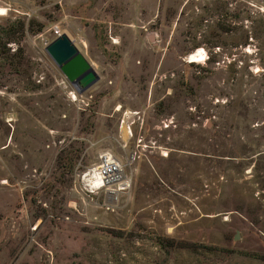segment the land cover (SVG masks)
I'll return each mask as SVG.
<instances>
[{
    "label": "rangeland",
    "instance_id": "obj_1",
    "mask_svg": "<svg viewBox=\"0 0 264 264\" xmlns=\"http://www.w3.org/2000/svg\"><path fill=\"white\" fill-rule=\"evenodd\" d=\"M19 20L0 264H264V0H0V31ZM54 27L100 76L83 94L47 52ZM103 153L116 197L84 185Z\"/></svg>",
    "mask_w": 264,
    "mask_h": 264
},
{
    "label": "water",
    "instance_id": "obj_2",
    "mask_svg": "<svg viewBox=\"0 0 264 264\" xmlns=\"http://www.w3.org/2000/svg\"><path fill=\"white\" fill-rule=\"evenodd\" d=\"M47 52L79 94L99 82V74L67 34L52 41Z\"/></svg>",
    "mask_w": 264,
    "mask_h": 264
},
{
    "label": "built area",
    "instance_id": "obj_3",
    "mask_svg": "<svg viewBox=\"0 0 264 264\" xmlns=\"http://www.w3.org/2000/svg\"><path fill=\"white\" fill-rule=\"evenodd\" d=\"M52 30L56 36H61L58 27H54ZM71 95L76 99V93L73 92ZM99 161L100 164L96 167L97 169H91L83 177L87 192L95 194L113 184L119 185L118 190H120V185L124 184L126 181L124 178H121L117 172L119 163H117L114 157L109 153L101 154Z\"/></svg>",
    "mask_w": 264,
    "mask_h": 264
},
{
    "label": "trees",
    "instance_id": "obj_4",
    "mask_svg": "<svg viewBox=\"0 0 264 264\" xmlns=\"http://www.w3.org/2000/svg\"><path fill=\"white\" fill-rule=\"evenodd\" d=\"M26 22L23 20L15 21L14 23L8 25L4 29L0 31V60L6 61V64H9L12 67L21 66L23 57V50L19 47L16 50L15 54H11V49L8 48V45L11 43H18L19 38H17L18 34L25 35L26 30ZM43 30V25H39L38 29L33 31L34 33L41 32ZM19 44V43H18ZM173 242V241H172ZM158 244L162 247H165V241L159 240ZM172 247V245H171ZM186 250V247L180 248Z\"/></svg>",
    "mask_w": 264,
    "mask_h": 264
},
{
    "label": "bare ground",
    "instance_id": "obj_5",
    "mask_svg": "<svg viewBox=\"0 0 264 264\" xmlns=\"http://www.w3.org/2000/svg\"><path fill=\"white\" fill-rule=\"evenodd\" d=\"M1 11H2V15H5V10L4 9H1ZM204 57H205L204 50L199 49L194 54L190 55L188 59L190 60L191 63H200V62H202L204 60ZM128 134H129V131L128 132L126 131V135H128ZM117 172L121 176V178H124L123 177V170H122V168H121V166L119 164H118ZM127 184H128L127 181L124 184H121L120 185V190L125 189V187L127 186ZM120 190H118V191H120ZM117 192L115 190H110L109 191V195L111 197H116Z\"/></svg>",
    "mask_w": 264,
    "mask_h": 264
}]
</instances>
